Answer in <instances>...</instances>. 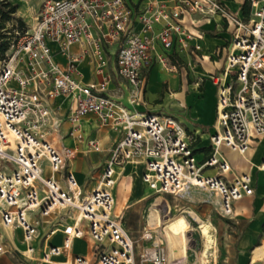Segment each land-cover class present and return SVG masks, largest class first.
<instances>
[{"label":"built area","instance_id":"obj_1","mask_svg":"<svg viewBox=\"0 0 264 264\" xmlns=\"http://www.w3.org/2000/svg\"><path fill=\"white\" fill-rule=\"evenodd\" d=\"M215 16L233 30L221 72L208 73L216 122L210 152L198 161L195 132L175 115L139 107L155 65L172 70L183 55L206 58L205 31L197 27ZM24 21L0 60V257L14 251L4 230L20 229L25 249L16 252L28 263L65 256L66 264H168L156 233L145 229L133 237L115 211L116 168L129 162L144 164L142 180L154 194L213 193L220 214L235 217L234 203L254 189L250 174L235 171L222 148L244 156L264 134V0H250L247 18L220 0H42ZM220 52L216 47L208 59ZM86 58L97 77L91 82L83 80ZM65 105L68 136L85 151H102L98 138L85 135L88 116L121 135L89 191L70 167L78 146L55 141ZM258 169L264 170V157ZM61 211L65 219L57 218ZM59 232L63 241L55 244ZM84 237L92 242L91 258L72 253L73 241ZM140 240L146 243L135 255Z\"/></svg>","mask_w":264,"mask_h":264},{"label":"rangeland","instance_id":"obj_2","mask_svg":"<svg viewBox=\"0 0 264 264\" xmlns=\"http://www.w3.org/2000/svg\"><path fill=\"white\" fill-rule=\"evenodd\" d=\"M12 1L19 5L16 12V17L28 21L30 20L31 16L39 9L42 0ZM239 6L240 8L237 4H232V9L241 10L242 4ZM231 11L234 12V10ZM225 24L227 23L225 22ZM11 25L12 23L9 22L8 26L11 27ZM226 28L227 25L226 27H223L224 31ZM232 30L233 27L229 29L230 32ZM222 54L223 52L221 50L217 58L220 61V59L223 57L221 60L223 65L225 61V55ZM173 67L174 68L172 70V67H169V70H156L158 77L156 81L157 86L154 91L151 90L150 80L148 95L144 101L146 104L143 103L142 106L148 111H161L171 115L183 117V115L189 110L188 104L186 103V105L183 106L182 101L180 100H174L170 104H167L168 94L171 92L182 91L184 87L185 89H188L186 91L187 94L191 93V87H194V90L198 89L201 91L204 88L203 84L206 83L200 81L201 74H207V70L212 69V67H210L208 64L205 66L194 64L188 65L184 62L180 63L179 61H177ZM214 72L219 73V68ZM154 73L155 72H153L152 76L155 75ZM193 84H196V86ZM215 99L216 88L207 84L204 93V99H202L201 104L207 106L208 112H212L211 104L212 101L215 104ZM197 108H200V105H198ZM203 130L208 131L207 127H204ZM203 143H206L204 139ZM115 144L116 142L112 140V142L108 144V148L113 149ZM110 149L108 151H110ZM93 156L96 158L95 161L97 162V166L96 170L90 172V174L88 173V170L91 168L93 161H90V159L86 157V164L89 169L87 167L83 169L82 166L85 161L82 160L80 155L77 159V171L80 170L83 178H86L85 188H88L92 182V178L90 176L97 175L102 163L108 159L109 152H95ZM195 156L198 161H201L204 157V154L196 153ZM50 172V166L44 163V176L50 175ZM130 172L133 177H120L117 180V184L113 192L116 199L119 195V191L117 190L118 185L124 186L125 201L123 204L124 208L122 210L125 212L124 221L127 228H129L135 236L139 238L142 232L149 227L158 228L162 234L166 247V243L171 244L172 246L175 244L177 245L178 251L172 252V264H202L200 261V255L203 249V237L199 227L203 221H210L215 228L214 235L216 244V257L210 256L208 258V264H239L238 239L241 236L243 230L253 220H255V211H253L251 216L246 218L224 217L220 214L218 197L213 193L210 194L198 189H193L191 192L182 195H152L143 186L139 169L126 167L123 171V174H128ZM151 208H153V210L155 209L156 216H154L152 219L153 222L149 223L148 218ZM181 214L186 216V222L181 218H178V216ZM61 215L63 219H65L66 211L59 212L57 214V218H60ZM173 222H176L177 225L179 222L180 226L175 228V226L172 225ZM171 245L170 247L172 248ZM259 245H264V218L261 220V222H259L258 238L248 250L245 264H264V257L255 263L251 262V256L253 255L254 247ZM77 246L79 250L84 253L88 250L87 243H85V241H78ZM141 246L142 240L139 241L138 246L135 248V255L138 254ZM178 255L183 257L181 263L178 261ZM135 257L137 261V256Z\"/></svg>","mask_w":264,"mask_h":264},{"label":"crops","instance_id":"obj_3","mask_svg":"<svg viewBox=\"0 0 264 264\" xmlns=\"http://www.w3.org/2000/svg\"><path fill=\"white\" fill-rule=\"evenodd\" d=\"M137 0H130L131 3L136 2ZM225 4V6L230 9L234 10L235 13L242 16V9H232V4H237L240 8V4H243L245 0H220ZM197 18H199L198 15H196ZM188 19V18H187ZM189 25V20H188ZM226 27V24L224 20H222L220 17L215 16L211 20H201L200 24L197 28L202 29L205 31V36L203 40V54L206 56V58L202 61H196L194 57H189L188 55H183L182 58H178L177 61H180V63H186L188 65L194 64V65H209L212 67V69L207 70L208 73L214 72L216 69L219 68V73L221 72L224 64L222 65L221 60L217 57H213L211 59H208L209 56H211L213 50L216 47H219L220 50H222L223 54L226 53V48L228 46V43L231 39V32L228 28L224 31L223 27ZM225 51V52H224ZM220 54V53H219ZM225 63V61H224ZM81 69L83 72V80L85 82H91L96 80V76L92 72V67L90 65V60L85 59L81 64ZM163 70V68L160 65H155L153 68H151L147 73V83L145 87V92L143 96V100L145 101L148 95V89H149V82L151 80V90H155L157 86V73L156 70ZM108 71L113 76V81L111 83V89L112 91L117 95V89L119 86L118 78L115 76V62L114 59H111L108 66ZM153 72H155L153 74ZM207 74H201L200 81L206 82L203 84V89L199 91L198 89L194 90V87H191V93L187 94L186 91L187 88L178 91V92H171L168 94L167 104H170L174 100H180L182 101V105L188 104V112L183 115V117H179V120L184 124L186 129L189 132H195L198 135V143H197V153H203L204 156H207L210 152V141L209 136L214 132V125L216 122V99L215 104L212 101L211 107L212 112H208L207 106L204 104H201L202 99H204V93L206 90V85H210L212 87L216 86L212 83V81L208 78ZM152 76V77H151ZM196 86V84H193ZM171 90V89H170ZM123 100L127 104V92L123 91ZM146 104V102H144ZM200 105V108H197V106ZM162 106V105H160ZM139 110L145 111V109L142 105L139 107ZM159 112V111H155ZM161 112V111H160ZM189 113V114H188ZM65 122L63 123L58 135L54 136L56 143L58 145H64V146H78L77 153L75 154L74 159L70 163V167L72 171L74 172L76 179L78 183L87 191L91 190L94 186V179H96L101 171L100 166L99 172L97 175L90 176L92 178V182L90 183V186L88 188H85V180L80 170L77 171V159L80 157L82 158L83 163L82 168L85 169L87 167L86 164V157L90 159V161H93V164L91 165V168L88 167V173L96 170L97 162L95 161L96 158H94L93 154L96 151L87 152L83 149L82 146L77 144L71 137L68 136V131L70 129V124L67 121V115H68V107L65 105L63 107V110L60 114ZM176 116V115H175ZM204 127H207L208 131L203 130ZM83 129L85 132V135L88 137H95L100 140V143L102 145V151L100 152H109L108 150V144L114 140V142L117 143V141L121 138V135L119 133H116L112 130L105 129V128H99L98 121L94 115L88 116L83 120ZM60 136L63 137L60 139ZM203 139L206 141V143H203ZM225 156L230 161L233 169L237 172L241 173H249L251 177V185L254 189V193L249 196H245L242 199L236 201L234 203L235 208V217L234 218H246L248 216H251L253 211H255V220H253L242 232L241 236L238 239V250H239V264H245V260L247 258V252L252 247V245L257 241L258 238V231H259V222L264 218V170H259L258 166L262 162L264 157V134L260 136L259 140L252 142V145L249 149V151L246 153V155L242 156L234 151L229 150L226 147L222 148ZM80 158V159H81ZM133 168V169H139L140 171V177L143 186L150 192V194L154 195V193L150 190L148 185L143 182L142 175L144 172V164L140 161L137 162H129L125 164L124 166L117 167L116 168V174H117V180L120 177L124 178H132L133 175L130 173L123 174V171L125 168ZM139 174V173H137ZM117 184V183H116ZM116 186V185H115ZM115 187L113 188V190ZM119 195L115 199V211L116 213H123L124 219H125V212L122 211L124 208V186L118 185ZM113 195L114 192H113ZM115 198V196H114ZM127 199V198H126ZM74 220V217L71 216L69 222H72ZM125 227L129 234H131L133 237L138 238L135 236L129 228H127L126 223L124 221ZM155 228V227H153ZM150 229V228H147ZM5 235L10 238L11 242L13 243V249L14 251L9 254H4L2 257H0V264H66L64 263L66 257L65 256H59L54 257L53 262L51 263H38L37 261H31L27 262L24 259L20 257V255L16 252H22L25 249V244L22 242V231L20 229L13 230V229H5L4 230ZM63 241V234L59 232L52 238V242L55 244H61ZM78 241H85L87 243V251L84 253L81 250H79L77 243ZM146 242L142 241V245ZM91 246L92 242L88 237L75 239L72 244V253L74 254H80L83 256H86L88 258H91ZM138 246V245H137ZM264 247V245L255 246L253 250V255L251 256V262L255 263L258 260H260L262 257H264V254L262 257H254V251L256 248ZM22 261V262H20Z\"/></svg>","mask_w":264,"mask_h":264},{"label":"bare ground","instance_id":"obj_4","mask_svg":"<svg viewBox=\"0 0 264 264\" xmlns=\"http://www.w3.org/2000/svg\"><path fill=\"white\" fill-rule=\"evenodd\" d=\"M156 201H157V199H156ZM154 216H156L155 209L153 210V208H151L150 213H149V218H148L149 223L153 222L152 219L154 218ZM178 218H181L185 222L187 221V218L184 214L179 215ZM172 225H174L175 228L180 226L179 222H178V225L176 222H173ZM149 228L156 233L158 239H160L161 241L164 242L162 234L158 228H153V227H149ZM199 228H200L201 235L203 237V239H202L203 240V249H202V252L200 255V261L202 264H208V261H209L208 258L210 256L216 257V247H215L216 244H215V235H214L215 234L214 233L215 228L210 221H203ZM164 244H165V242H164ZM166 244H167V247H166L167 262H168V264H172V261H171V257H173L172 252L178 251V248H177L176 244L174 246H172L171 244H168V243H166ZM170 245L172 246V248L170 247ZM173 247H175V248H173ZM167 248H168V250H167ZM263 254H264V247L256 248L254 251V257L255 258L256 257H262ZM178 257H179L178 261L181 263L183 260V257L179 256V255H178Z\"/></svg>","mask_w":264,"mask_h":264},{"label":"trees","instance_id":"obj_5","mask_svg":"<svg viewBox=\"0 0 264 264\" xmlns=\"http://www.w3.org/2000/svg\"><path fill=\"white\" fill-rule=\"evenodd\" d=\"M18 7L19 5L13 1H0V60L5 56L15 29L22 30L26 27L25 21L22 18L16 17ZM249 11L250 0H245L242 4V14L245 18L248 17ZM9 22L12 23L11 27L8 26ZM173 62L176 64L177 60L174 59Z\"/></svg>","mask_w":264,"mask_h":264}]
</instances>
